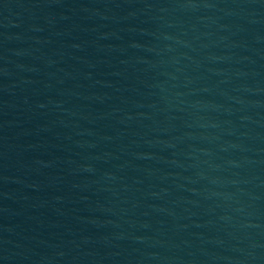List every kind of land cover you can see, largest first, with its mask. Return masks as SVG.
Wrapping results in <instances>:
<instances>
[{"label": "water", "instance_id": "water-1", "mask_svg": "<svg viewBox=\"0 0 264 264\" xmlns=\"http://www.w3.org/2000/svg\"><path fill=\"white\" fill-rule=\"evenodd\" d=\"M0 264H264V0H0Z\"/></svg>", "mask_w": 264, "mask_h": 264}]
</instances>
